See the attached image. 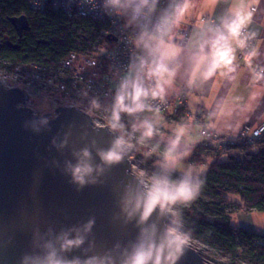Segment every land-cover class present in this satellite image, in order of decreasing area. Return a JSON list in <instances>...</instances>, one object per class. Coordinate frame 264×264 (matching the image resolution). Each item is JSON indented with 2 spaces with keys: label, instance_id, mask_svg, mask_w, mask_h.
<instances>
[{
  "label": "clouds",
  "instance_id": "clouds-1",
  "mask_svg": "<svg viewBox=\"0 0 264 264\" xmlns=\"http://www.w3.org/2000/svg\"><path fill=\"white\" fill-rule=\"evenodd\" d=\"M33 3L40 6V0ZM72 3L81 14L97 13L117 24L127 55L120 61L100 49L98 54L112 59L108 89L103 99L81 92L87 99L85 111L103 113L99 126L89 120L90 129L106 132L107 144L84 129L81 145L70 149V158L54 160L53 165L79 192L103 185L113 168L131 161L141 149L146 158L155 160L143 175L128 168L129 179L119 185L111 220L130 235L99 243L95 215L72 224L36 226L17 264H181L190 250V234L178 206L199 195L204 169L184 165L194 146L188 137L194 133L186 122L169 124L163 113L172 98L210 92L218 77L231 88L245 56L253 49L257 59L264 56L256 48V41L264 39L260 31L264 21L257 19L260 0H67L65 6ZM258 23L260 27H255ZM88 67H95V62L89 61ZM0 87L11 90L2 74ZM262 107L264 79L222 114L219 135L232 131L225 121L234 125L235 119L251 118ZM214 108L215 102L203 109L195 134L216 131L207 129L218 114ZM51 122L33 112L24 126L40 134L50 131ZM73 127L69 124L67 131L53 136L51 148L63 155ZM154 144L159 145L156 151Z\"/></svg>",
  "mask_w": 264,
  "mask_h": 264
},
{
  "label": "trees",
  "instance_id": "trees-1",
  "mask_svg": "<svg viewBox=\"0 0 264 264\" xmlns=\"http://www.w3.org/2000/svg\"><path fill=\"white\" fill-rule=\"evenodd\" d=\"M21 16L29 30L18 35L9 19ZM104 30L101 22L54 8L32 11L27 0H0V71L57 67L69 53L101 59L105 54H98L100 49L109 51L115 43ZM239 148L243 154L238 161L227 156L220 162L221 154L196 147L188 162L206 166L203 185L194 200L178 207L190 238L204 245L209 256L224 257L222 264H264V234L242 230L230 221L235 211L264 215V136ZM153 161L146 159L147 167Z\"/></svg>",
  "mask_w": 264,
  "mask_h": 264
},
{
  "label": "water",
  "instance_id": "water-1",
  "mask_svg": "<svg viewBox=\"0 0 264 264\" xmlns=\"http://www.w3.org/2000/svg\"><path fill=\"white\" fill-rule=\"evenodd\" d=\"M9 23L18 35L29 30L23 16L9 19ZM25 102L21 90L0 87V264H17L36 226L72 224L95 215L99 243L110 244L130 235V230L127 234L123 232L111 217L116 211L119 185L129 179L126 170L131 168V161L113 168L103 185L77 192L52 162L70 158V149L81 145L80 134L84 129L104 145L110 137L106 132L91 133L90 118L68 107L56 110L50 131L35 134L24 126L33 115ZM69 124L74 125L72 137L69 149L62 155L51 148L50 142L57 133L67 131ZM9 238L13 243H8ZM181 264L207 263L190 248Z\"/></svg>",
  "mask_w": 264,
  "mask_h": 264
},
{
  "label": "built area",
  "instance_id": "built-area-1",
  "mask_svg": "<svg viewBox=\"0 0 264 264\" xmlns=\"http://www.w3.org/2000/svg\"><path fill=\"white\" fill-rule=\"evenodd\" d=\"M27 1L30 9L35 12H40L50 7L70 16L103 23L105 25L104 33L110 34L115 38V43L108 52H111L113 57L120 61L126 59L127 53L124 45L121 43L118 26L108 17L91 12L86 15L81 14V10L77 7L76 3H72L70 7H66L67 0H40V6L34 5L33 0ZM253 52L254 49L250 55L244 57L241 65L247 67L250 64ZM89 61H94L95 67H88ZM111 63L112 59L107 54L101 59H95L86 55L80 56L69 53L60 61L57 67L34 65L29 69H22L16 66L12 70H1L0 74L7 77L10 89H19L25 94V107L28 106L30 109L31 103L39 99L38 97H42L48 103L51 102L54 105L51 118L56 116V110L59 107H68L86 114L90 120H95L99 126L100 117L103 113L85 111L87 99L81 96V92L82 90H87L89 96L98 95L103 99L108 89L107 76L109 75V65ZM261 74L262 70H254L255 76H260ZM30 110L33 111L32 109ZM163 114H171V116L182 115L185 119L196 124L199 129L201 128V115L192 114L187 110V102L184 97L169 100V106ZM207 129H210L208 124ZM263 136L264 122L255 128L250 126L243 127L235 140L226 139L218 136L214 131L206 130L203 135H199L201 138L199 146L212 153L233 156L238 161L243 154L239 146L253 144L254 141L260 140ZM152 150H157L155 144L152 146ZM139 153L143 154L144 150L141 149L135 154L137 158L139 157ZM134 161L133 158L131 165ZM188 163L189 165L205 166L204 164L197 165L194 161H189Z\"/></svg>",
  "mask_w": 264,
  "mask_h": 264
},
{
  "label": "crops",
  "instance_id": "crops-1",
  "mask_svg": "<svg viewBox=\"0 0 264 264\" xmlns=\"http://www.w3.org/2000/svg\"><path fill=\"white\" fill-rule=\"evenodd\" d=\"M259 9L260 15L257 17V19L260 21H264V0H260ZM217 11H219V8L217 9ZM255 27H260V24L258 23L257 25H255ZM260 31L261 36L264 37V27H260ZM256 48L260 49L261 53H264V39H258L256 41ZM262 61H264V56H261L260 59H257V52L254 49L253 58L250 64L247 67L243 65L238 66L239 71L236 75L235 80L232 82L231 88L228 87L223 78L218 77L214 82L211 83L210 92H207L206 94L197 93L192 95L190 99L186 98L187 110L192 114L201 115L204 108L212 105L215 102V108L213 109V111L217 112L218 114L215 120L208 122V125L210 129H216V131L214 132L218 136H221L219 135V133L222 129H218L217 125L220 122L222 114L228 109L230 105L237 104L249 87H254L255 82L264 79V68L260 67V63ZM255 69L262 70V74L260 76H255ZM262 113H264V107H262L259 112L254 114L251 118L243 116L241 118L235 119L234 125L228 123V121H225V126L228 128H232V131L225 132L222 137L229 140H235L243 127L250 126L252 128H255L259 126L264 122V115H262ZM163 115L169 124H176L183 121L186 122L187 126H189L193 131L194 134L188 137V143L190 145H194L190 148L192 155L195 148L198 147L201 143L199 134H195L197 130H199L198 126L192 123L190 120L185 119L182 115ZM196 141H199V143H196ZM191 155L189 159L191 158ZM208 162H212V160H208ZM203 167L206 168V166ZM247 214H251V212Z\"/></svg>",
  "mask_w": 264,
  "mask_h": 264
},
{
  "label": "rangeland",
  "instance_id": "rangeland-1",
  "mask_svg": "<svg viewBox=\"0 0 264 264\" xmlns=\"http://www.w3.org/2000/svg\"><path fill=\"white\" fill-rule=\"evenodd\" d=\"M38 98L39 99L34 100L30 105V109L33 110L32 113L35 112L37 115H46L50 117V119H52L53 117L51 118L50 115H52L54 105L51 102L48 103V101H44V98L42 97H38ZM189 157L190 156H188V158L184 161V165H189L187 161ZM227 158L228 157L226 155H221L218 160L220 162H224L227 160ZM145 159L148 158L144 157V154L139 153L138 158L136 156L134 157L135 161L132 163L131 168L141 175H143L145 172H150L153 166L147 167ZM151 160H155V157L151 158ZM196 167L197 168L202 167L204 169L203 174L205 173L206 171L205 167L203 166H196ZM231 199L235 201L238 200V198L234 196ZM230 221L233 226L239 227L242 230L256 234H264V215H261L259 213L253 212L251 214H247L243 211H235L230 215ZM189 243H190V248L196 251L204 259L205 263L222 264L226 262V259L222 256L219 255L209 256L207 253L208 249L204 245L195 242L193 239L190 238ZM209 259L212 261H210Z\"/></svg>",
  "mask_w": 264,
  "mask_h": 264
}]
</instances>
